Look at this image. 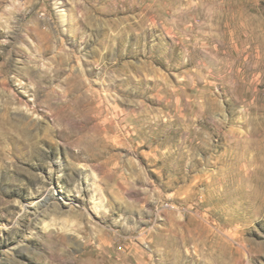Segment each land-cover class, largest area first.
I'll return each mask as SVG.
<instances>
[{
    "label": "rangeland",
    "instance_id": "obj_1",
    "mask_svg": "<svg viewBox=\"0 0 264 264\" xmlns=\"http://www.w3.org/2000/svg\"><path fill=\"white\" fill-rule=\"evenodd\" d=\"M3 114L0 264H264V0H0Z\"/></svg>",
    "mask_w": 264,
    "mask_h": 264
},
{
    "label": "bare ground",
    "instance_id": "obj_2",
    "mask_svg": "<svg viewBox=\"0 0 264 264\" xmlns=\"http://www.w3.org/2000/svg\"><path fill=\"white\" fill-rule=\"evenodd\" d=\"M34 109V108H33ZM22 126V125H21ZM9 127L12 128V130H10V133H11V136L8 138V141L10 142V148H9V153H11L12 156L15 155V153H24V154H27L28 152V147L26 146V144L21 140L22 138L20 137H16V135L18 134L17 131H21V129H17L15 128V126L10 123L7 118H6V115L3 114L1 117H0V128L2 130H5ZM17 127V126H16ZM16 135H14V134ZM20 133V132H19ZM49 199V193H46L42 198L41 200L44 201V200H48ZM47 204V203H46ZM31 206H34L35 207V204L34 203H31L30 204ZM37 205V204H36Z\"/></svg>",
    "mask_w": 264,
    "mask_h": 264
}]
</instances>
